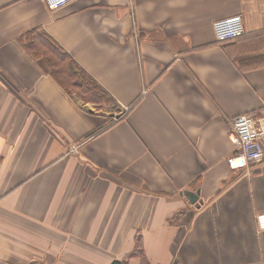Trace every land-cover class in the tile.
Listing matches in <instances>:
<instances>
[{"label":"crops","instance_id":"0c3cea01","mask_svg":"<svg viewBox=\"0 0 264 264\" xmlns=\"http://www.w3.org/2000/svg\"><path fill=\"white\" fill-rule=\"evenodd\" d=\"M33 30L113 102L68 95ZM242 114H264V0H0V264H139L136 237L149 264H264V157L227 161Z\"/></svg>","mask_w":264,"mask_h":264},{"label":"trees","instance_id":"16d2710c","mask_svg":"<svg viewBox=\"0 0 264 264\" xmlns=\"http://www.w3.org/2000/svg\"><path fill=\"white\" fill-rule=\"evenodd\" d=\"M22 44L32 57L39 58L44 70L68 95L71 96L73 92L84 103L109 104L113 102L109 94L43 32L33 30L26 33L22 36ZM139 239L136 237L135 248L128 254L127 259L137 258L139 264H149ZM110 264L129 263L125 260L112 261Z\"/></svg>","mask_w":264,"mask_h":264},{"label":"built area","instance_id":"2783aa9c","mask_svg":"<svg viewBox=\"0 0 264 264\" xmlns=\"http://www.w3.org/2000/svg\"><path fill=\"white\" fill-rule=\"evenodd\" d=\"M71 1L43 0L49 10H57ZM212 31L215 41L219 43L235 40L245 34L240 15L215 20ZM228 136L234 146V151L227 160L231 169H247L263 160L264 114H242L232 118ZM75 150L76 146H72L71 151ZM255 223L258 232H264V212L256 215Z\"/></svg>","mask_w":264,"mask_h":264},{"label":"water","instance_id":"95a60500","mask_svg":"<svg viewBox=\"0 0 264 264\" xmlns=\"http://www.w3.org/2000/svg\"><path fill=\"white\" fill-rule=\"evenodd\" d=\"M118 118V116H117ZM198 192H193L190 190H183L180 195L184 196L190 204H194L198 198Z\"/></svg>","mask_w":264,"mask_h":264},{"label":"rangeland","instance_id":"374dc122","mask_svg":"<svg viewBox=\"0 0 264 264\" xmlns=\"http://www.w3.org/2000/svg\"><path fill=\"white\" fill-rule=\"evenodd\" d=\"M70 92H71V91H70ZM71 93H72V94H71L72 97L76 99L77 97H76L75 93H73V92H71ZM77 99H78V98H77ZM78 100H79V99H78ZM82 104H83V103H82ZM83 105H85V104H83ZM96 105H97V106H96ZM98 106H99L98 104H94V106H92V107H89V106H88L87 109H88V110H92V112H94V109H96ZM112 117H113V116H112ZM109 120H110V119H109Z\"/></svg>","mask_w":264,"mask_h":264}]
</instances>
